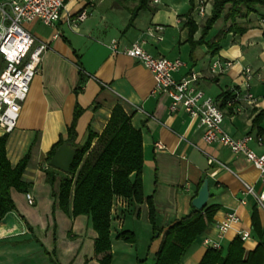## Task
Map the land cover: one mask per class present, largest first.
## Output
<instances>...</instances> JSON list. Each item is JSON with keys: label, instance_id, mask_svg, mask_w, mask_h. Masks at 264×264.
<instances>
[{"label": "crops", "instance_id": "obj_1", "mask_svg": "<svg viewBox=\"0 0 264 264\" xmlns=\"http://www.w3.org/2000/svg\"><path fill=\"white\" fill-rule=\"evenodd\" d=\"M157 1L151 0L148 9L140 11L129 28L132 11L138 4L133 0H98L97 4L68 0L55 28L40 22L25 25L37 42L48 43L49 48L22 104L17 128L6 145L13 166L31 152L22 176L30 187L26 192L11 189L16 210L0 222V264H53V259L59 264H102L104 254H96L98 233L91 219L85 215L74 217L72 205L69 211L61 209L56 196L58 182L53 187L46 180V159L60 139H67L77 105L83 110L76 126L77 145L85 143L90 131L100 135L116 106L123 107L143 137V192L146 198L152 197L158 231L153 229L146 202L136 204L115 198L110 212V264H156L168 230L191 215L192 201L205 179L210 189L205 208L217 210L179 264H200L210 249L205 240L219 243L221 257L225 258L240 232L250 233L242 241L244 264L260 245L258 256L247 264H264V205L244 194L245 184L258 193L262 190L260 172L229 148L206 143L199 121L191 120L183 110L171 113V100L167 94L156 92L152 73L123 52L137 42H145L144 49L154 56L181 59L185 67L175 72L174 78L180 80L192 71L200 73L198 87L218 102L228 91L243 96V70H254L250 91L256 104L242 97L232 109H223V129L237 139L248 134L262 137V145H250L262 155L264 8L238 21L247 28L244 34L227 33L229 23L221 18L206 43L200 44L211 3H207L202 16L198 14L200 0H195L194 6L190 0ZM3 2L0 0V4ZM96 8L102 11L93 13ZM82 9L87 10L88 17L74 26L69 17ZM190 13L197 26L192 38ZM218 23L220 27L211 37ZM157 26L164 30L149 36V30ZM113 40L118 41V52L111 48ZM207 42L215 43L219 49L215 51ZM80 73L85 81L78 93ZM259 115L261 119L255 123ZM159 143L163 145L161 150L157 148ZM28 193L34 198L32 205L27 200ZM231 213L237 214L240 222L219 238L217 225ZM125 231L134 234L136 243L117 239Z\"/></svg>", "mask_w": 264, "mask_h": 264}, {"label": "trees", "instance_id": "obj_2", "mask_svg": "<svg viewBox=\"0 0 264 264\" xmlns=\"http://www.w3.org/2000/svg\"><path fill=\"white\" fill-rule=\"evenodd\" d=\"M133 1H137L138 4L132 11L127 28L134 24L140 11L148 9L151 0ZM190 2L194 6L195 0H190ZM258 8H264V0H212V10L203 26L202 36L198 42L206 43V37L221 18L226 24L229 23L227 33L244 34L247 28L238 21L246 20L251 14H256ZM193 10L194 8L191 11L193 12ZM191 13L188 15L190 38L193 37L197 29L191 18ZM207 44L211 48L216 47L215 43L207 42ZM218 49L215 48V51ZM84 81L85 77L80 73L78 93L81 91ZM236 96L237 94L232 91L222 94L219 98L220 107L225 109L227 103L233 101ZM82 112V108L77 105L73 122L68 129L67 139H60L50 151L46 159L48 164L46 180L53 187L58 182L56 196L61 209L69 211L72 205L74 217L85 215L91 219L93 227L98 233V239L95 242L96 254H104L102 264H110L112 259L109 236L110 212L115 198L136 204L146 202L149 206L153 229L158 231L156 209L152 197L146 198L143 192V137L141 131L133 127L131 117L123 107L116 106L103 132L99 135L90 131L85 143L77 145L75 143L77 139L76 126ZM260 119L261 115L255 119V123ZM8 139V134L0 132V222L8 213L16 210V205L11 197V189L15 188L26 192L30 187L29 184L23 182L22 176L30 161L31 152L28 151L23 159L13 166L6 151ZM66 143H70L76 149V155L70 171L63 173L53 168L50 161L57 149ZM216 210L215 207H207L203 210L193 208L190 216L171 227L158 253L156 264L181 263L186 251L212 221ZM117 239L131 244L136 243L134 234L128 231L122 232ZM261 246L248 255L247 262L250 261V258L258 256ZM220 251L219 249H208L200 264L245 263L242 259L244 250L240 237L231 243L225 258L221 257ZM53 264L59 263L53 259Z\"/></svg>", "mask_w": 264, "mask_h": 264}, {"label": "built area", "instance_id": "obj_3", "mask_svg": "<svg viewBox=\"0 0 264 264\" xmlns=\"http://www.w3.org/2000/svg\"><path fill=\"white\" fill-rule=\"evenodd\" d=\"M68 0H4L0 4V58L4 65L0 69V132L12 134L18 125L22 104L26 101L31 84L41 69L45 52L49 48L48 43L37 42L35 37L25 29V25L40 22L43 25L55 28L61 20ZM207 0L198 3V14H206ZM155 2H158L155 0ZM88 17L86 9L78 11L69 17L74 26L84 22ZM163 27L157 26L149 30V36L155 37L157 32H162ZM58 38L56 34L54 36ZM161 38L158 37V40ZM142 43H135L125 48L123 52L135 59L148 69L155 80L156 92L167 94L171 100L169 110L176 113L183 110L191 120H198L203 129V140L208 144H217L229 148L235 155L243 156L252 163L260 172L262 190L258 193L255 188L245 184V195H251L260 205H264V154H257L251 143L263 144L260 136L248 134L243 138L232 137L223 129L225 113L217 100L209 98L198 87L201 78L200 73L190 72L180 80L173 76L175 72L185 67L181 59H168L154 56L148 53ZM111 48L118 52V41L113 40ZM231 66V63H227ZM217 65H214L216 69ZM246 80V92L243 96L237 94L233 101L227 103V107L233 108L236 101L243 99L251 105L256 104L257 99L250 91V83L255 76L251 68L243 70ZM158 149H163L162 144H157ZM29 204L34 203L31 194L26 195ZM124 203V202H123ZM240 222L237 214L231 213L217 225L218 236H223L231 227ZM242 241L250 237L249 232H240ZM204 243L212 249H220L217 242L205 240Z\"/></svg>", "mask_w": 264, "mask_h": 264}, {"label": "water", "instance_id": "obj_4", "mask_svg": "<svg viewBox=\"0 0 264 264\" xmlns=\"http://www.w3.org/2000/svg\"><path fill=\"white\" fill-rule=\"evenodd\" d=\"M75 155L76 149L70 143L63 144L57 149L50 164L53 168L63 173H68L75 160ZM209 199V182L208 179H205L199 190L198 196L192 201V206L197 210H203L207 206Z\"/></svg>", "mask_w": 264, "mask_h": 264}, {"label": "rangeland", "instance_id": "obj_5", "mask_svg": "<svg viewBox=\"0 0 264 264\" xmlns=\"http://www.w3.org/2000/svg\"><path fill=\"white\" fill-rule=\"evenodd\" d=\"M87 1H95L94 2V4H97V1L98 0H87ZM163 1V0H162ZM207 3H211V5H212V0H207L206 2H205V5L207 4ZM108 4V2H106L105 3V5H107ZM99 11H102V8L101 9H99V8H96V9H93V13H96V12H99ZM220 27V23H218V25L215 27V29L211 32V37H213L214 36V34L216 33V30L218 29ZM25 29L27 30V28L25 27ZM3 64L1 63V58H0V69H2L3 68Z\"/></svg>", "mask_w": 264, "mask_h": 264}]
</instances>
